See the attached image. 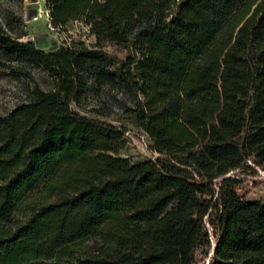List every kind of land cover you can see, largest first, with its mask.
Wrapping results in <instances>:
<instances>
[{"label":"trees","instance_id":"trees-1","mask_svg":"<svg viewBox=\"0 0 264 264\" xmlns=\"http://www.w3.org/2000/svg\"><path fill=\"white\" fill-rule=\"evenodd\" d=\"M46 5L134 55L47 52L0 22V57L53 79L0 116V264H197L214 243L208 264H264V202L228 176L264 168V0ZM108 94L157 161L121 155Z\"/></svg>","mask_w":264,"mask_h":264},{"label":"rangeland","instance_id":"rangeland-1","mask_svg":"<svg viewBox=\"0 0 264 264\" xmlns=\"http://www.w3.org/2000/svg\"><path fill=\"white\" fill-rule=\"evenodd\" d=\"M104 1V0H101ZM23 19L21 27L25 33L20 41H33L38 48L47 52L56 51L62 46L73 43H83L90 48H98L107 52L117 61H125L134 55L132 48L127 44H118L108 40H99L90 30L84 19L71 21L63 27H54L51 23L46 0H0V22L14 26L11 18ZM8 26V25H7ZM22 28V29H21ZM40 86L44 89L53 87V79L38 65L17 58L0 57V116L6 115L18 106L29 101L32 89ZM112 95L105 96L107 104L114 113L101 120L122 126L125 129L127 147L121 155L133 161H157L160 154L152 150L149 137L128 119L121 109L114 105ZM93 100L89 99L88 104ZM243 179L241 193L250 200L264 202V168L255 170L232 171L228 174ZM240 175V176H239ZM208 257L202 254L197 264H208Z\"/></svg>","mask_w":264,"mask_h":264},{"label":"water","instance_id":"water-1","mask_svg":"<svg viewBox=\"0 0 264 264\" xmlns=\"http://www.w3.org/2000/svg\"><path fill=\"white\" fill-rule=\"evenodd\" d=\"M215 247H216V243L213 244L212 251H211V253H210V257L214 254V252H215ZM209 260H210V259H209ZM208 263H209V261H208Z\"/></svg>","mask_w":264,"mask_h":264}]
</instances>
